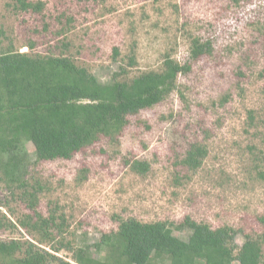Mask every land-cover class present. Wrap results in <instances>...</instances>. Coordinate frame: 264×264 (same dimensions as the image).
Segmentation results:
<instances>
[{
  "label": "rangeland",
  "instance_id": "1",
  "mask_svg": "<svg viewBox=\"0 0 264 264\" xmlns=\"http://www.w3.org/2000/svg\"><path fill=\"white\" fill-rule=\"evenodd\" d=\"M31 1L44 9L21 11L0 0L5 45L12 41L20 52L68 55L103 84L123 69L121 79L161 71L167 58L192 66L165 101L131 115L115 141L103 138L71 160L47 162L36 161L27 144V178L43 187L38 211L66 220L54 242L64 249L53 252L71 261L81 247L98 255L103 234L128 218L170 222L185 241L192 235L181 226L187 218L231 226L240 246L262 236L264 0ZM195 40L210 47L198 61L191 58ZM197 143L208 153L194 171L181 161ZM135 160L149 170L134 172ZM19 193L0 185V240L31 239L19 220L33 211Z\"/></svg>",
  "mask_w": 264,
  "mask_h": 264
},
{
  "label": "trees",
  "instance_id": "2",
  "mask_svg": "<svg viewBox=\"0 0 264 264\" xmlns=\"http://www.w3.org/2000/svg\"><path fill=\"white\" fill-rule=\"evenodd\" d=\"M13 1L21 11L44 9L43 2ZM9 40L0 27V185L20 191L33 215L19 220L31 239L0 240V264H264V234L247 236L240 246L231 226L214 229L191 218L181 224L192 231L188 241L174 233L178 227L170 222L128 218L120 221L118 230L103 234L95 245L98 255L89 247L77 248L72 261L55 254L64 249L62 240L54 242L66 220L38 211L43 187L27 178L32 164L27 144L34 145L36 161L47 162L71 160L103 138L115 141L131 115L165 101L192 66L167 58L161 71L121 79L118 76L127 75L123 69L103 84L68 55L20 52L12 41L5 45ZM209 52V44L195 40L191 58L198 61ZM130 63L135 64L134 57ZM250 119L253 123V114ZM207 153L205 146L193 144L181 163L196 171ZM149 168L147 161L132 164L139 174ZM45 244L50 250L42 247Z\"/></svg>",
  "mask_w": 264,
  "mask_h": 264
}]
</instances>
